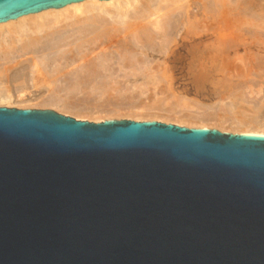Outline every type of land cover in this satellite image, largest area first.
Segmentation results:
<instances>
[{"label":"water","instance_id":"1","mask_svg":"<svg viewBox=\"0 0 264 264\" xmlns=\"http://www.w3.org/2000/svg\"><path fill=\"white\" fill-rule=\"evenodd\" d=\"M0 264H264V135L0 107Z\"/></svg>","mask_w":264,"mask_h":264},{"label":"bare ground","instance_id":"2","mask_svg":"<svg viewBox=\"0 0 264 264\" xmlns=\"http://www.w3.org/2000/svg\"><path fill=\"white\" fill-rule=\"evenodd\" d=\"M176 62L181 64L180 70L187 72L199 89L214 74L263 77L264 0H85L0 24V75L8 77L10 81L8 73L16 72L13 75L22 74L27 77L42 71L48 77L49 74L54 77L60 74V78L56 77L57 82L69 76L68 80L64 78V88L59 87L62 86L61 80L58 83L55 81L61 91L64 89L65 94L75 92L79 87H94L92 91H97V88L98 91H105L110 82L117 85L120 82L119 86L125 87L126 79L134 76L143 78L144 83H147L155 74H159L160 69L169 72L176 66ZM17 64H20L19 68L22 67L18 68V73L14 69ZM70 68V72H64ZM31 76L28 78L31 79ZM122 80L125 83L121 84ZM138 84L132 85L138 87ZM242 84L240 82V89L245 87ZM100 85H105V89ZM58 87L52 90L57 89L59 93ZM243 93V89L231 93L230 103L223 100L226 105L218 106V112L221 110L219 113H223V116L214 114L217 111L212 108L210 113L198 111L199 114L195 115L190 114L191 109L189 113L184 109H174L164 112L167 113L165 117L158 112L148 111L138 116L134 108H128L127 114H134L133 119L139 122H166L188 128L264 135V123L257 122L256 126L246 128L247 125L239 120V116L232 114L234 111L237 115L235 109L243 106H239L240 102H249ZM55 96L59 97V94ZM260 101H251L247 106L252 104L254 111L261 110L264 105ZM39 104L61 109L65 113H76V119L87 110L89 113L95 111L85 106L82 109V105L78 107L80 103L76 106L75 102H66L49 93ZM13 105L11 95L1 87L0 106ZM222 106H225V111L221 109ZM109 115L111 117L98 122L123 117L119 112H115V116L114 113ZM214 121L219 124L213 125ZM227 123L233 127L231 125L226 128Z\"/></svg>","mask_w":264,"mask_h":264},{"label":"rangeland","instance_id":"3","mask_svg":"<svg viewBox=\"0 0 264 264\" xmlns=\"http://www.w3.org/2000/svg\"><path fill=\"white\" fill-rule=\"evenodd\" d=\"M154 56L156 58H158L156 54H154ZM23 64L21 63V65H23ZM19 65L18 64L15 65L16 67L14 68V69H17V73L19 72L18 71ZM180 67H181V64L179 62H176V66H174V68H172L169 72H164L163 70L160 69L159 74L154 73L155 74L154 77L155 76L156 77L155 78L152 77L149 80V82H147V83H144L143 78L138 77V76L137 77L134 76L133 78L130 77V79L125 78L126 83H127V86H125L126 84L124 85L125 87H123L122 85L119 86L120 82L118 85L114 84V83L112 84V82H110L111 84L110 83L109 84L111 86H109V84H107V86H109V87L106 86V89L107 88L108 89L105 91L102 90V89H105L104 88L105 85H100V87L102 86L101 87L102 91H98V88H97V91L95 89H94L95 91H92L93 90L92 88H94V87L90 88V86H89L90 89H88V87H83V88L79 87L78 90L75 89V92L69 91L71 93L67 92L66 94H65V92H63L64 89L61 91V88H59V87L64 88L63 87L64 86V83H63L64 78L66 77L65 80H68L67 78L69 76H65L64 78L59 79V80H61L60 83L62 82V86L58 87L57 83L59 82V80L57 82L56 79L58 77L60 78V76H59L60 74L58 75V77L56 76L57 78L54 77L53 75L50 76V74H49V77H48V74H46L47 75V77H46L45 73L41 71L40 73L36 74L38 77H36V75L35 76H31V74L28 75L29 77L31 76V79H30V78H28V76L27 77L25 76L26 78L24 77V75L21 76L22 74H20V76L19 75L16 76L15 75L16 72H13L14 71L13 70L12 72L15 73L14 75L12 72H11L12 74H10V75L8 73V76L10 77V81H9L8 77H4V76L0 75V81H1L0 82V88L2 87L3 90L5 89V91H7V93L11 95V100L15 104V105H13V107H6V108L31 109V110H51V111H55L56 113L67 116V117H71L74 119L77 118L78 114H76V113H74V114L73 113L72 114L71 113H65V112H62L61 109H60L61 110L60 111L59 109H56L52 106H48V105L46 106L44 104L43 105L39 104L40 101H42L48 97V93H49V95H54V97H56V98L64 99V101H66V102L67 101L69 103L75 102L76 106L80 103L78 105V107L82 105L81 106L82 109L84 106H85V108L87 107L88 109H91L92 111H94V109H95L94 112L90 111L92 114L89 113V110H87L88 113L86 111L84 114L83 113L79 114L82 117L78 116V119H76L78 121H88V122H93L92 120H94V123H99L100 121L98 122V120H104L106 118H109V116H110L109 114L113 115V113H114V116H115V112H117V114L119 112V114L123 116L117 120H134L133 119L134 114H130V115L127 114L128 108L130 110H132L134 108L136 113H138L137 114L138 116H140L141 113H144V111L145 112L148 111V112H158L160 115L163 114V116L165 117L167 113L165 114L164 112L174 110V109H184V111L186 112V110H187L188 113H189V110L191 109L192 111L190 110L191 111L190 114L195 115V114H199V112L204 113L205 111H207V113H210L211 112L210 108L217 111L214 114H218V115L223 116V113H219V112H221V110H219V112H218V109L220 108V107L218 108V106L225 104V102L230 103L231 102V100H229L230 99L229 97L231 96L230 94L235 93L236 91L241 90V89H243V92L245 93V95L247 97L246 98L244 93H243L245 99H248L250 103H251V101L255 102V101L261 100L260 102L263 101L262 104L264 105V76L263 77H259V76L254 77L255 75H249L248 74V77L247 76L243 77L244 75H240V77L237 75H233V76H235V77H233L232 75L230 76V75H223V74L222 75L221 74H217V75L214 74V75L210 76V78H209L210 80L208 79V82L202 88H200L201 89L200 90L193 83V79H190L191 76L189 74H187V72L181 71ZM20 68H22V67L20 66ZM69 70H71V68L68 69L67 71H64V72L68 73V72H70ZM171 71H172V73H171ZM41 73H42V75H40ZM63 73H61V74L63 75ZM65 73H64V75H65ZM40 76H42V78ZM21 77H22V79H21ZM34 77H36V78H34ZM16 78L20 79V80L18 81ZM121 78L118 77V79H121ZM24 79H26V80H24ZM27 79H28V81H27ZM4 80H6V81H4ZM37 80H39V81H37ZM124 80H122L121 84H123ZM15 81H17V82H15ZM118 81H121V80H118ZM253 81H256L257 83L254 82V84H253L252 83ZM47 82H48V84H47ZM240 82H241V84L243 82L242 85H244L245 87H241V89H240V85H239ZM245 82L247 83L246 85H245ZM39 83H40V85H39ZM45 83H46V85H45ZM131 83L135 84V85H137V83H139V84L141 83L143 85L141 86V84L140 85L138 84V87H137L135 85H132ZM248 83H250V84H248ZM145 84H147V85H145ZM129 85L134 86V87H131ZM54 86H57L59 88L58 90H60L61 92L59 91V93H58L57 89L52 90V89L57 88V87L52 88ZM96 87H98L97 82H96ZM120 87H122V88H120ZM99 90H100V88H99ZM256 93H257V95H256ZM58 94H59V97L55 96ZM226 95H228L227 100H229V101L226 100V97H227ZM249 97H251V98H249ZM262 97H263V99H262ZM71 98H72V100H71ZM220 98H221V100H220ZM223 100H225V102H223ZM245 102H240L239 106H240V104L243 106L240 107V109L239 108L235 109L236 110L235 113L237 112V115L234 114V111H232L233 112L232 114L234 116H239L240 119L238 117L237 118L239 120H241L243 123H245L244 125H247L246 128L251 127V126L254 127V125L256 126L257 122L264 123L263 122L264 121L263 120L264 119V116H263L264 115V107H263V105H262L263 108L261 110L258 109V111H256V110L254 111V109L252 108V104L247 106L249 104V102H247V101H245ZM19 104L23 107H21ZM210 105H211V107H210ZM114 106H115V108H114ZM119 106H121V107H119ZM245 106H246V109H245ZM250 106H251V108H250ZM0 107H4V106H0ZM224 107L225 106H222L221 109L223 108V110H224ZM144 108H145V110H144ZM129 109H128V111H129ZM112 110H113V112H111ZM208 110H209V112H208ZM96 111H98V112H96ZM137 111H141V112H137ZM195 112H198V113H195ZM257 112H259V113H257ZM212 113H213V111H212ZM126 114H127V116H126ZM75 115H76V117H75ZM106 116H108V117H106ZM114 116H112V117H114ZM79 118H82V119H79ZM113 119L116 120V118H113ZM242 119H244V120H242ZM95 120H96V122H95ZM229 121H228V123H229ZM168 122H172V121H168ZM231 122H232V120L230 121V123ZM162 123H166V122H162ZM215 123L217 125L219 124L218 121H214L213 125H216ZM228 123L225 125L226 128L230 127L232 125V124H230V126H229ZM167 124H171V123H167ZM173 125H175V124H173ZM182 127H184V126H182ZM232 127H233V125H232Z\"/></svg>","mask_w":264,"mask_h":264}]
</instances>
